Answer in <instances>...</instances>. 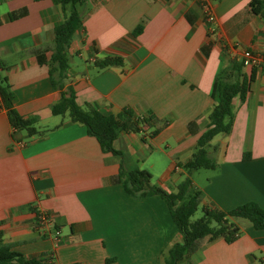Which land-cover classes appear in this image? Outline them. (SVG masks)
I'll use <instances>...</instances> for the list:
<instances>
[{
    "label": "crops",
    "instance_id": "crops-1",
    "mask_svg": "<svg viewBox=\"0 0 264 264\" xmlns=\"http://www.w3.org/2000/svg\"><path fill=\"white\" fill-rule=\"evenodd\" d=\"M251 1L210 0L218 24L211 34L204 0H87L69 48L65 90H75L83 111L153 117L144 133L120 134L114 148L126 170L149 171L169 193L185 179L182 166L207 129L219 71L244 50L263 57L246 101L234 99L231 134L210 143L216 169L191 174L202 208L254 202L264 209V17L251 11ZM64 19L60 0H0L1 73L17 112L37 118L42 133L14 140L0 109V247L53 264H165L183 242L166 202L129 195L119 182L121 159L104 153L68 114H52L61 93L46 63ZM106 58L122 64L100 69ZM236 223L235 242L200 239L181 264H264V230L246 219Z\"/></svg>",
    "mask_w": 264,
    "mask_h": 264
},
{
    "label": "trees",
    "instance_id": "trees-1",
    "mask_svg": "<svg viewBox=\"0 0 264 264\" xmlns=\"http://www.w3.org/2000/svg\"><path fill=\"white\" fill-rule=\"evenodd\" d=\"M42 1V0H35ZM87 0H60L64 21L55 29L53 55L46 63L49 67L51 81L61 93L60 100L53 105L54 116L68 114L73 123H79L87 128L90 136L96 138L104 153H111L121 159L119 182L126 192L138 199L148 196H160L167 204L170 214L176 223L183 242L175 244L165 256V264H181L182 259L194 243L200 239L213 242L224 238L228 243L237 240L241 233L237 219L249 220L255 229L264 230V209L254 202L240 205L234 209L224 211L216 208H203V216L195 221L192 217L200 205L201 192L197 190L191 174L202 169H216V161L210 155L209 146L218 135H230L235 121L234 99L244 102L250 92L252 83L256 80L257 69L252 67L251 73L245 72L243 60L233 58L229 66L219 71L213 88V98L216 101L209 115L206 131L199 138L196 150L191 160L182 166L187 175L178 186L177 192L169 193L160 186L152 183V174L139 167L126 170L124 155L114 148L115 140L122 133H144L146 127L152 125L153 117H140L131 109H123L118 115L105 114L99 110L83 111L77 103L73 88L65 90V80L69 70V48L76 28L82 22L83 8ZM249 7L255 15L264 17V0H253ZM22 14H25L23 12ZM20 14V16L22 15ZM139 26L134 35L142 32ZM121 59L106 58L97 66L104 69L121 65ZM6 70L0 64V109L7 112L10 125L13 128L12 137L20 140L19 133L24 132L27 138L41 135L35 117L25 118L15 109V94L7 76L2 75ZM158 131L150 134L156 136ZM145 140V137H143ZM0 262L9 264H53L47 257L27 258L23 254L0 247Z\"/></svg>",
    "mask_w": 264,
    "mask_h": 264
},
{
    "label": "built area",
    "instance_id": "built-area-1",
    "mask_svg": "<svg viewBox=\"0 0 264 264\" xmlns=\"http://www.w3.org/2000/svg\"><path fill=\"white\" fill-rule=\"evenodd\" d=\"M203 10H204V14L206 17V21L210 24L209 32L211 34L217 33V31H218L217 18H216V15L214 13V9L210 3V0H204ZM239 60L244 61L245 68L246 67L252 68V67L259 66L263 61V57L260 55L254 54L251 50H244L241 53ZM38 218H39L38 221H40V223L48 222L47 216H45L43 214H39ZM60 236H61V232L58 229L54 228L52 237L54 239L58 240L60 238Z\"/></svg>",
    "mask_w": 264,
    "mask_h": 264
},
{
    "label": "rangeland",
    "instance_id": "rangeland-1",
    "mask_svg": "<svg viewBox=\"0 0 264 264\" xmlns=\"http://www.w3.org/2000/svg\"><path fill=\"white\" fill-rule=\"evenodd\" d=\"M202 206L199 207L198 211L196 214L192 217V221H195L203 216V210Z\"/></svg>",
    "mask_w": 264,
    "mask_h": 264
}]
</instances>
